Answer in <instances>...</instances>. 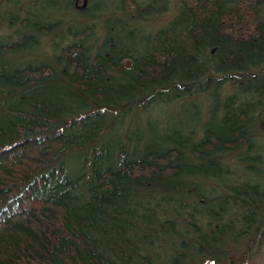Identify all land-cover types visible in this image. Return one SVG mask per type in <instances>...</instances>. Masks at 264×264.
<instances>
[{
    "label": "trees",
    "instance_id": "1",
    "mask_svg": "<svg viewBox=\"0 0 264 264\" xmlns=\"http://www.w3.org/2000/svg\"><path fill=\"white\" fill-rule=\"evenodd\" d=\"M184 1L186 16L183 18L189 19V25L182 31L179 28L161 31L155 50L151 49V53L147 52L146 56L137 60V70L134 71L138 72L141 84L144 85L149 79H161L158 85H166L174 70H178L198 86L207 76V71L199 63V57L209 55L210 49H214L215 54L220 55L218 63H215L221 64L215 68L220 70L222 65L228 63L239 67L236 71H230L228 80L221 77L210 79L217 83H229L234 89L262 86L261 72H247L246 67L240 68L245 63L259 64L264 57V23L254 16L259 12L260 0ZM175 19L179 24V15ZM173 26L172 23L174 29ZM163 33L169 36L162 38ZM112 60L110 55L98 58L92 68L83 62L80 83L84 91L94 98L58 92L45 96L38 93L40 87L33 93L28 88L27 95L22 97H0V104L17 102L10 108L7 117L0 114L5 117L0 120V264H116V257L122 258L123 253L128 256L122 264H147L149 258L141 256L142 251L136 244L133 245L134 250L130 251L121 242L123 237L129 235L128 241L133 235L124 234L127 223H114V215L124 220L132 216L118 210L124 206L120 204L125 201L126 190L135 182L152 186L161 181L164 192L174 191L168 179L188 171L179 163H188L193 159L205 161L206 164L218 162L214 155L222 154L227 146H236L244 138L239 110H232L224 103L222 108L226 113L220 117V110L217 109L219 103H213V121L207 123L203 138L196 141H193L196 133L187 130L180 136L165 128L172 133L158 136L161 139L157 137V132L145 135L135 130L115 133L122 139L117 137L121 153H118L115 162L117 171H113L111 156L105 154L114 151L113 141L107 138L103 145L101 141L107 134L114 138L116 131H111V127L106 130L97 127L98 115L116 118L118 112L111 106L109 110L98 106L100 98L113 97V85L106 80L103 71V66ZM22 74L26 77H22ZM22 74L19 80L26 83L25 78L28 79L30 75ZM185 87L182 85V88ZM121 92L120 96L123 97L119 100L131 101L132 105L137 103L140 107L151 104L155 98L151 94L132 97L134 93L130 94L127 87ZM188 96H184L185 99L189 98L192 102L193 97ZM63 114L65 117H62ZM216 119L219 120L217 125L214 123ZM64 131L72 135L66 137L62 134ZM96 132L100 136L89 141V136ZM145 136L147 140L154 141L151 142L152 146L147 147V144L139 142ZM137 145L143 146L144 153L138 152ZM83 151L88 167L84 166L85 173L81 178L68 181L66 165L71 161L70 158L75 157L73 155L79 156ZM104 166L110 167L103 170ZM44 170L57 172L60 177L64 175L63 178H57L59 183L56 185V180L43 176ZM148 174L153 175L152 181L147 179ZM154 176L162 179L156 181ZM40 192H44L45 199L37 203L35 196L41 195ZM189 201L188 198L175 211L179 217L193 212ZM241 201L246 210L244 217L251 218L247 211L259 213V220L254 227L246 231L244 229L234 237L222 264H264V195L260 200L254 199L250 205L247 201ZM139 207L134 208L143 212ZM206 214L214 218L211 213ZM134 218L137 232L149 237L156 234L157 227L146 225L143 222L146 218L136 211ZM8 219L12 222L3 225ZM173 220L186 224V221L174 217ZM185 230L183 236L176 233L175 237L179 241L173 236L165 237V244L173 250L184 247L182 239L195 245V231ZM216 230L210 232L215 233ZM111 243L118 248L116 254Z\"/></svg>",
    "mask_w": 264,
    "mask_h": 264
},
{
    "label": "rangeland",
    "instance_id": "2",
    "mask_svg": "<svg viewBox=\"0 0 264 264\" xmlns=\"http://www.w3.org/2000/svg\"><path fill=\"white\" fill-rule=\"evenodd\" d=\"M21 1L23 0H0V97H22L23 95H18V93H25L28 88L32 87H40L38 93H43L45 96H50L53 92L64 94L72 93L75 97L81 96L75 91L73 86H71V84H74L73 81L77 79L76 77L78 74L73 70H68V61L63 59L67 58L69 52L71 53L74 51V45L72 44L74 38L72 33L75 31L70 28V23L72 21L79 28L82 26L90 27L89 31L82 32L85 35H89V37L83 40V45L89 49L94 60H97L100 53H102L99 50H103V47L104 50H107L109 40L112 37L111 32L113 33V30L111 31V29L118 26L122 22L121 20L128 25L127 29L129 31L133 32V30H135L138 32V30H142V32L147 35L155 34L158 31H174L176 28H179L180 31H182L189 25V19L185 20V18H183L186 16L184 14L186 8V2L184 0H166L167 6L165 10H155L152 6L154 4L153 0H116L115 6L102 14L100 19L96 22L87 20L82 16L87 10V5L85 10H81V7L83 6L82 0L78 1L76 5L77 8L74 9V7L71 6L73 14L70 19L71 21L68 22L58 16L65 5H63L58 11L52 8L51 10L54 12L51 11L50 17H47L43 14L44 5L47 0H41V2L38 0V2L36 0H24L22 5L30 3L22 7L24 10L20 9ZM68 1L70 3L74 0ZM161 2L163 5L164 1L162 0L160 3ZM260 4L259 12L262 17L264 16V2H261ZM146 5H148L149 9H146V11L141 14V11L144 10L143 7ZM90 6L91 4L89 2V7ZM137 10H139V14L137 13ZM178 15L180 18L179 24H177L175 19ZM41 17H43V20H40ZM107 18H119L120 20L113 21L109 24ZM141 23L143 24L141 25ZM172 23L174 24V29L171 27ZM37 24L40 27H35ZM43 26L45 28H43ZM108 30L109 32L107 34L106 31ZM44 32H49L50 34L41 35ZM167 36H169L168 33L161 34L162 38H166ZM21 40L22 42L20 43ZM160 40L165 41V39ZM55 43H59L63 50L66 46H72V48L64 51L61 61L54 60L52 53L49 50V48L53 47ZM215 51L216 50L214 49H210L209 55L199 57V63L202 64L203 68L207 71L206 77H221L228 80L227 75L233 72V70L236 71L239 66L234 67L228 63L222 65L223 68L218 70L215 68L217 66L215 62L218 63L220 55L215 54ZM33 59H36V61H33ZM130 62L133 64L132 60H130ZM137 62L138 61L134 62V68L138 66ZM131 63L127 65V68L131 66ZM257 64L258 63H245L240 67H246L245 71L247 72H261L262 74V76L260 75L262 86L250 89H246V87L244 88L243 86L234 89L229 83L224 81L222 83H217L213 79L206 82L203 86H195L194 82L189 81L185 74L179 73L178 70H174L173 76L168 78L169 81L167 80L168 83L164 82L167 83L166 85L159 84L160 89L165 91L168 97L159 98L157 93L153 94V91H150L151 85L155 86L159 81L158 79H149L144 85L141 84L142 80L137 79V87L141 89L142 96L146 97L153 94L152 97H155L153 102L151 104L148 103L143 110L146 109L148 111L150 106L158 109L159 118H156V124H154L151 116L148 113L145 114L144 111H141L140 116H138L140 113L136 111L132 114L131 112L124 113L118 118L102 115L97 116L98 129L106 130L111 127V131H116L114 132L115 139H122V136H117L116 134H119L120 131L128 132L130 128L135 129L138 134L145 135L158 132L160 129H171L173 124L177 123L178 125H181V123H183L182 121H185L183 124L186 125V130L188 132L195 129V141L198 138H203L207 123L213 121V116H211V107L213 103H219L217 109L220 110V117L224 116L226 113L222 108L224 103H226L232 110L238 109L242 119H248L247 125L249 126V129L246 131L247 133L244 134V138L233 152L226 154L223 153L222 157H217L218 162L212 164L199 166L194 164V159L193 161L188 162L189 165L192 166L191 168H188L189 173L202 174L204 175L203 177H209L211 170L214 168L219 170L218 173H220V177L211 176L215 180H208L205 182L195 180L194 183H202L200 184L201 190L199 191L201 195L196 194L199 195V199L206 201L208 196H211L212 200L210 203L218 211L215 213L220 214L222 219L224 217H227V219L216 220L211 217L207 218L205 216L195 215L192 211H189L190 214L187 213L182 217H179L178 213L174 211L170 213V226H165L163 225L164 222L162 221V216L155 211L142 212L135 209V206L141 204H130V199L126 200L127 203L125 202L123 207L118 208L119 211H122L126 215H132L125 220L121 217L113 216L115 217L114 223H127L124 234H133L128 241L127 239L129 235L123 237L121 242H123L125 247L130 251L134 250L133 245L137 242L142 244V246L136 244L140 251H142L143 247L150 248L152 256L147 259V264H156L154 260L163 256L165 257V255L150 240L151 237L137 232L136 219H132L135 211L140 216L146 218L145 221H143L146 225L158 228L166 227L167 230H172L177 233L179 232L182 236L185 234L184 227L187 228L192 221H199V228L195 231H199L210 237L215 236L220 239V246L215 252H213V256L210 255L217 263L220 262V264L223 263L224 258L227 256V253L234 242V237L242 233L244 229V231H246L257 224L260 216L259 213L252 214L247 211V215L251 214V218H245L246 210L241 201H247L250 205L254 199L260 200L264 195V57H262L259 64ZM69 67L71 68L73 65L70 64ZM22 72L30 75L28 79L25 78L26 83H24L23 80H19ZM12 75L17 76H13L15 78L12 80ZM21 76L26 77L25 74H22ZM159 82H162V80L160 79ZM63 84L64 86L69 85V87L63 88ZM24 85H26V87L23 88ZM182 85H185L186 87L181 88ZM157 87L158 86H156V88ZM83 89L85 88L83 87ZM9 91H12L13 93L9 94ZM14 93H17V95ZM188 94V97H193L192 102L189 101V98L185 99L186 97L184 96ZM92 98H94V96ZM13 102L14 101L3 102L0 104V108H6V106ZM68 106L69 105H67V107ZM62 117H65V114H63ZM135 124L139 127H135ZM79 130L80 129H77V131ZM99 134L100 133L96 132L95 134L90 135L89 141L97 139L100 136ZM70 135L72 134L68 133V137ZM112 137L113 136L110 134H107V136L101 141L102 145L107 141V138L113 141ZM135 141L136 140H134L133 143H135ZM139 142L148 144L151 141L147 140L145 136L140 138ZM96 147H98L97 144ZM83 153L84 151L79 156L73 155V157H75L69 159L71 161H68V169L71 171V174L66 173L68 181H76L84 175V166L88 167L87 165L89 163H86V158H84L85 154ZM105 154L111 156L112 164L116 162L118 152L109 151ZM214 171H216V169ZM63 175L64 174H62L60 178H63ZM179 175L184 174L181 172ZM155 179L156 181H159V179L162 178L155 177ZM153 184L155 185L156 183ZM151 187L152 186L150 185L144 186L147 190H152ZM188 187L190 186L188 185ZM194 191H196V189ZM225 194L226 196H231L229 201L225 200V198H223L224 196L222 197V195ZM41 195L38 194L35 196L37 203L38 200L43 201L45 199L44 192ZM85 195L88 197L87 194ZM193 196L194 195H192V197ZM217 199L220 200L219 208L215 206ZM85 202H87V200ZM231 204L233 210L230 209L229 205ZM120 205H122V203ZM147 208L148 207H145V209ZM197 212L200 215H204L206 212L213 213L202 207H197ZM172 216L177 220L186 221L187 225H183V223H179L176 220L171 221ZM10 222H12V220L8 219L2 224L6 225ZM221 223L224 228L216 230L215 233L210 232L212 227L220 225ZM223 231L224 234L221 235ZM226 236L228 237L225 239ZM143 242L146 246L143 245ZM111 248L116 254L118 248L114 247V245H112ZM218 249H220V253L223 252V257H218ZM160 252L162 253L161 256L153 258L155 254L159 255ZM123 254V257L120 258L121 260L116 257V264H122L124 259L128 256L125 253ZM145 255L148 254L145 253ZM164 260L165 262L163 264H170L167 258H164Z\"/></svg>",
    "mask_w": 264,
    "mask_h": 264
},
{
    "label": "bare ground",
    "instance_id": "3",
    "mask_svg": "<svg viewBox=\"0 0 264 264\" xmlns=\"http://www.w3.org/2000/svg\"><path fill=\"white\" fill-rule=\"evenodd\" d=\"M23 1H21V5H20L21 10H24V9H22V7L30 4V3H28L25 5H22ZM38 1L41 2V0H38ZM78 1L79 0H74L73 2L71 1L69 3L68 0H47V2H45V5H44L43 14H44V16L50 17L51 11L54 12L53 10H51L52 8H54L56 11H58L59 9H61L63 7V5H65V7L61 10V12L58 16H60L63 20H65L67 22L71 21L70 19H71L72 14H73L71 6H73L74 9L77 8L76 5H77ZM160 1H162V0H153L154 4L152 6L155 10H162V9L165 10V8L167 6V1L163 0L164 1L163 5H162V2L160 3ZM89 2L91 4L90 7H89ZM260 2H264V0H260ZM73 3H74V5H73ZM82 3H83V6L81 7V10H85L86 9L85 7L87 5V10H86V12H84L82 14V16L87 20H92V22H96V21H98V19H100L102 14H104L106 11L110 10L112 7L115 6L116 0H82ZM143 8H144V10L141 11V14H143V12L146 11V9H149L148 5L144 6ZM137 13L139 14V10H137ZM254 16L257 20L264 23V16L261 17L260 12H256L254 14ZM108 18H107V20H109V24L113 21H119L120 20L119 18L118 19L117 18L108 19ZM40 20H43V17H41ZM121 21L122 22L118 26L111 29V31L113 30V33L111 32L112 37L109 40L107 50H104V47L102 48L103 50H99L100 52H102V54H101L102 56L100 55V56H98V58H101V57L107 58L109 55L113 58L111 63H108L107 65L103 66V71H104V74L106 76V80L110 81L109 83H111L113 85V91H112L113 97H111L110 99L109 98L102 99L99 97L100 100H98L99 101L98 106H102L106 110H109L108 108H110V106L113 108H116L118 110L116 118L120 117L124 113H127V112L130 113L131 112V114H132L135 111L140 113L138 115V116H140L141 111H144L145 114L148 113L151 116L154 124H156V118H159L158 109L152 108V106H150V109L148 111L146 109L143 110L145 106L140 107V105H138L137 103H133V105H132L131 101L125 102L124 100H119V99L123 97V96H120V95H122L121 91H124L126 87L130 90V94H131V92L137 93V94H132V97H143L140 94L141 89L137 87V82H138L137 79H140V76H139L137 71H134V69H136V68H134L133 64L135 61L140 59V57L146 56L147 52L151 53L152 52L151 49L155 50V48L157 47L156 40H157V37L160 38V32L158 31L157 33L151 34V35H147L146 33H143L142 30H138V32L133 30V32H132V31H129L127 29L128 25L126 23H123V20H121ZM94 24H96V23H94ZM142 24L143 23H141V25ZM35 27H40V26L37 24ZM43 28H45V27L43 26ZM70 28L75 31L74 33H72V36L74 38V41L72 43L74 45V51H72L71 53L69 52V55L67 56V58H63L64 51L66 49L72 48L71 45L64 47V50H63V48H61L59 43H55L53 45V47L49 48V50L52 53V57L54 60L61 61L62 58L66 59L68 61V70H73V71L77 72V74H78L76 77L77 79L75 81H73L74 82L73 85L71 84V86H73L75 91L79 95H81L82 97H93L91 95H88L84 91L82 84L80 83V81H82V77H83V76H81L82 75L81 71H83V62L84 61L86 62V66L88 68H92L94 66V61H95L93 58V55L90 53L89 49L83 45V40L85 38L89 37V35H85L82 32L89 31L90 27L82 26L81 28H79L72 21L70 23ZM77 31H79V32H77ZM106 32L108 34L109 30ZM49 34H50L49 32L48 33L44 32L41 35H49ZM149 45H150V47H149ZM66 52H68V51H66ZM140 53H141V56H140ZM130 60H132L133 64L130 62ZM130 63H131V66L129 68H127V65ZM70 64H72L73 67L70 68L69 67ZM216 65H218V64H216ZM216 65H214V66H216ZM132 71H134V72H132ZM131 75H132V78L130 77ZM208 80H211V79L209 77H206L205 79H203L199 83V86H203ZM63 86H64V84H63ZM156 86H158V87L156 88ZM67 87H69V85H65L63 88H67ZM179 87H180V85H179ZM37 90H38L37 87H32L30 89V92L33 93ZM150 91H153L154 92L153 94L157 93L159 97H168L166 92L162 91L160 89L158 83L155 86L152 85V87L150 88ZM153 94H151V95L153 96ZM25 95H27V92H25L23 94V96H25ZM124 97H128V96H124ZM15 101L12 103V105L9 104L5 109L1 108L2 110H0V114H5L7 117V113H10V108H12L14 105L17 104V102H15ZM3 110H5V111H3ZM4 118H5L4 116H0V120H2ZM240 120L242 122L241 127H242V130L244 132L243 134H245V133H247L246 131H248V129H249V126L247 125L248 119L240 118ZM182 122L185 123V121H182ZM183 123H181V125H178L177 123L172 125L171 130L174 133V135H180L181 136V135L185 134V130L187 127ZM214 123L216 125L219 124V120L218 119L214 120ZM134 126L137 128L139 127L137 124H135ZM130 130L134 131L135 129L130 128ZM193 131L195 132V129ZM135 132H136V130H135ZM172 132L169 130H166V129H160L157 132V137L162 136L164 134H170ZM62 134H64V136L68 137L67 132L64 131V132H62ZM174 135L172 134L173 137H174ZM158 138L161 139L160 137H158ZM194 139L195 138L193 137V141H194ZM242 139L243 138H241L239 140L238 144L241 142ZM151 142L153 143L154 141H151ZM151 142L149 144H147V147L152 146ZM119 143H120V141L118 139L113 138L112 149L114 150V152L121 153L120 152V148H121L120 146L121 145ZM237 145L236 146H230L229 145V146H227L225 151L221 152L222 154L218 153V154L214 155L213 157L216 158L215 160H218L217 157H222L223 153L226 154V153L233 152L234 149H236ZM136 147L138 148L137 149L138 152L144 153L145 150L142 148L143 147L142 145H137ZM126 158H129V157H126ZM204 162L205 161L199 162L198 160H194V164L199 165V166L206 165V163H204ZM113 164H112L113 167H111L112 170L117 171V168L115 167L116 166L115 162ZM179 164H181L183 166V168H191L192 167L191 165H189V163H185V162L179 163ZM66 166H67L66 167L67 174H71V171L68 169V164ZM109 167L110 166H108V167L104 166L103 170H105L106 168H109ZM214 170H211L209 177H203L204 175H202V174L189 173L188 171L184 172V175H179V174L173 175V177L168 179V182H169L168 184L174 189V191H171V192H164L163 191V189H162L163 183L162 182L156 183L155 185H152V187H151L152 190H147L146 188H144L143 185H138V182H135L126 190L125 201L130 199V204L140 203L141 207H139V208L140 209L142 208L143 211H146V210L155 211L157 214L162 216V221L164 222L165 226H170V223H169L170 213L177 211L178 208L180 207V204L185 203L188 200V198L190 199L189 203L192 205L193 212L195 215L206 216L207 218H210V216L207 214L200 215L197 212V207H202L203 209H205L207 211H212L213 212L212 216L216 220H220V219H222V217H220V214L215 213L218 211L210 203L212 200V197L208 196V199L206 201L199 199V197H198L199 195H196V194H200L199 193V191L201 190L200 184H202V183H199V182L194 183L195 180L196 181H202V182H205L208 180H215L211 176L220 177L219 176L220 173H218L219 170H216V171H214ZM43 176L51 177L53 179V181L56 180V182H55L56 185H57V183H59V181H57V178H60V176L58 175L57 172H54L51 170L50 171L44 170ZM66 177L68 179V176H66ZM146 177H148L147 179L149 181L153 180L152 174H148V175H146ZM188 185L190 187H188ZM188 188H190V189H188ZM195 189H196V191H194ZM192 195H194V196L192 197ZM222 197L225 198V200L229 201L231 196H228V195L226 196V194H225V195H222ZM125 201L122 204H125ZM219 205H220V200L217 199V203L215 206L219 208ZM229 206H230V209L233 210L232 204ZM145 207H148V208L145 209ZM209 213H211V212H209ZM224 219H227V217H224L222 220H224ZM198 224H199V221H192L188 225L187 228H189L190 231H195L199 228ZM183 225H186V224H183ZM185 228L186 227H184V230H185ZM220 228H224L222 223L220 225H216V226L212 227V230H214V229L220 230ZM185 232H186V230H185ZM176 233L177 232H174L172 230H167L166 227H161V228L157 227L156 234L153 235L150 240L158 247V249L165 255V257L163 256L161 258H157L156 260H154V262L156 264H163L165 262L164 258H167V260L170 264H220V262L217 263L216 260L211 257V256H213L212 255L213 252H215V250L220 246V239L218 237H215V236L210 237L208 235L200 233L199 231H195V233H194L195 234V241H196L195 245H192L187 239H182L181 243L184 245V247L181 250H179V249L173 250L167 244H165L166 243L165 237L173 236L172 237L173 239L179 241L175 237ZM212 233H214V232H212ZM223 234H224V231L221 233V235H223ZM227 237L228 236H226L225 239ZM136 244H138L139 246H142V244L140 242H137ZM144 246H146V245H144ZM150 251H151L150 248L148 249L147 247L146 248L143 247L142 252H141L143 254H141V256L151 258L152 251H151V253H150ZM161 252L159 253V255L155 254L153 256V258L161 256L162 255ZM145 253L148 255H145ZM218 257H223V252L220 253V249H218ZM212 260H215V261H212Z\"/></svg>",
    "mask_w": 264,
    "mask_h": 264
},
{
    "label": "flooded vegetation",
    "instance_id": "4",
    "mask_svg": "<svg viewBox=\"0 0 264 264\" xmlns=\"http://www.w3.org/2000/svg\"><path fill=\"white\" fill-rule=\"evenodd\" d=\"M22 42V40L20 41V43ZM33 61H36V59H33ZM35 77V76H34ZM36 80V79H35ZM24 94V93H23Z\"/></svg>",
    "mask_w": 264,
    "mask_h": 264
}]
</instances>
